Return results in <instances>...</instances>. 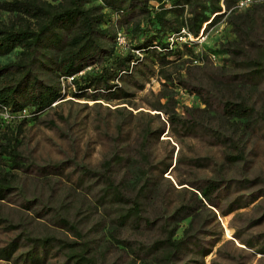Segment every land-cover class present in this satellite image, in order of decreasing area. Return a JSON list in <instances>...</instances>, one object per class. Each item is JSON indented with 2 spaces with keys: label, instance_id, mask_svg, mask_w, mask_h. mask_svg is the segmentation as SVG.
<instances>
[{
  "label": "trees",
  "instance_id": "obj_1",
  "mask_svg": "<svg viewBox=\"0 0 264 264\" xmlns=\"http://www.w3.org/2000/svg\"><path fill=\"white\" fill-rule=\"evenodd\" d=\"M95 1L0 0V9L8 13L5 20L0 19V55L16 48L12 59L0 62V109H6L13 116L21 115L13 127L0 126V203L12 191L17 169L33 166L34 172L46 180L55 175L69 177L72 172H77L73 177L75 184L95 187L93 206L90 205L98 217L92 221L93 232L102 230L107 224L153 231L148 238L135 239L109 233L120 244L121 264H174L177 260H180L177 264H204V255L221 235V227L211 207L218 208L224 199L220 212L225 214L246 206L264 190L227 197L241 188L260 181L264 183V177L226 178L223 167V163L234 165L246 160L245 146L249 135H264V103L257 105L241 92L218 98V113L229 127L225 132L217 128L219 123L208 128L214 140L227 149L222 151L211 175L185 180L189 187L177 189L179 197L170 204L169 198L160 190V178L169 167V155L168 160L163 157L154 160L149 146L162 134L166 123L168 129L170 125L171 130L180 128L190 135L201 122L193 112L195 107L186 110L188 116L171 111L169 103L174 99L168 87L159 89L158 96L150 104L164 113V120L158 118L154 126L150 120L142 122L136 131L133 148L132 145L128 148L132 130L127 129L121 135V125L117 123L116 141L108 155L101 157L97 167L74 160H70V164L67 160L43 164L25 161L17 135L26 121V113L36 118L66 94L90 99H125L133 96L134 89L143 88L144 82L154 74L165 79L161 85L179 86L194 92L204 105L214 109L211 97L202 92L198 83L183 75L171 76L166 68L174 59L172 56L181 55V46L191 52L194 41L185 39L179 43L174 40L169 46L166 35L179 33L183 27L194 36L203 21L210 17L209 21L213 22L223 13L234 33L252 49V52L244 51L236 39L229 40L223 48L227 53L243 54L237 63L242 70L231 75L245 84L264 80V35L259 40L250 37L252 29L246 30L244 23L246 11L242 13L229 8L235 0H222L224 5L220 0H153L157 5L150 0ZM180 15L179 20L177 16ZM116 27L124 28L129 39L122 50H116ZM213 51L217 53V50ZM67 76L71 78L64 85L62 82ZM68 85L71 89L65 88ZM160 97L163 101H159ZM153 115L158 116L157 113ZM120 137L126 141L118 146L117 138ZM210 159L203 155L188 160L193 165L207 167ZM67 166L72 168L64 171ZM18 204L26 212L31 210L28 217L34 220H39L52 208L40 205L33 209V201L27 198H21ZM203 210L210 220L202 216ZM49 216L58 230H68L74 237L63 238L50 231L33 233L24 228L30 219L19 215L15 222L0 215V228L15 230L18 224L22 225L0 245V259L11 264H44L58 249L63 256L59 264H100L97 258L109 247L107 240L99 241L100 235H87L74 216L57 212H51ZM184 218H188L187 223L181 234L176 235L178 222ZM263 218L264 205L255 221ZM211 221H214L213 225ZM243 242L249 247L254 246L252 251L264 254V230L256 233L254 239ZM22 245L28 246L20 249ZM185 254L191 256L183 258Z\"/></svg>",
  "mask_w": 264,
  "mask_h": 264
},
{
  "label": "rangeland",
  "instance_id": "obj_2",
  "mask_svg": "<svg viewBox=\"0 0 264 264\" xmlns=\"http://www.w3.org/2000/svg\"><path fill=\"white\" fill-rule=\"evenodd\" d=\"M149 2L157 5L153 0ZM220 4L224 5V2L220 0ZM236 11H242V13L246 11L243 14L246 19L244 21L245 29H252L250 37L259 40L264 35V0H252L246 6L236 8ZM7 15V11L0 9V19L5 20ZM182 15H184V11ZM182 15L177 16V19L180 20ZM220 15L213 22L209 21V17L208 20L200 24L197 34L201 33L204 37L201 42L194 40V44L190 48L191 52H188L185 46H181L179 48L181 55L172 56L174 59L166 65L171 76L183 75L190 78L193 83H198L202 87V92L211 97L210 101L214 109L204 105L194 92L185 91L179 86L161 85V81L165 79L158 74L150 76L144 82L143 88L134 89L133 96L125 99H90L66 94L54 101L36 118H31L29 114H25L26 121L21 125V130L17 135L22 155L27 159L25 161L43 164L52 160H67L66 162L70 164V160H74L97 167L101 157L108 155L114 141H116L117 123L121 125V135H124L127 129L132 130L128 140V148L131 145L133 148L136 141V131L142 122L150 120L151 125L154 126L158 122V118L164 120V113L159 109L152 108L150 104L158 96L157 91L159 89L168 87L174 99L169 103L171 111L188 116L186 110L195 107L193 112L197 121L201 123L195 127V132L190 135L184 134L180 128L171 130L170 125L168 129L166 123L165 129L158 139L151 141L149 149L154 160L161 157L168 160L169 155V167L162 173L163 178H160V190L169 198L170 204L179 197L177 189L189 187L184 182L185 180L211 175L213 167L217 166L221 159L222 151L227 149L214 140L208 128L219 123L217 128L225 132L229 127L226 120L220 118L218 113V98L234 96L241 92L257 105L264 103V80L257 84H245L236 80L235 76L232 77L231 74L242 70L237 63L242 59L243 54L225 52L223 48L227 46L226 43L231 39H236L243 46L244 51L252 52V49L243 38L234 33L232 26L226 22L224 14L221 13ZM121 30L124 34L125 45H116V50L126 48L129 41L124 28ZM166 39L169 46L173 45L174 40L179 43L185 41L180 32L169 33L166 35ZM213 49L217 50V53ZM15 51L16 48L0 55V62L12 59ZM210 53H213V57ZM68 80L66 78L62 83L65 85ZM65 88L71 89V85ZM159 101H163V98L160 97ZM155 113L158 114L157 117L153 115ZM20 117L21 115L13 116L8 114L6 109H0V126L7 124L13 127ZM117 141H119V146L123 145L126 140H121L120 137V139L117 138ZM245 150L247 154L244 162H238L234 165L223 163L224 177L233 179L254 175L264 177V135L261 133L249 135ZM203 155L211 157L207 167L193 165L188 160L190 157ZM71 168L72 166H67L64 171ZM76 173L72 172L69 177L55 175L50 180H46L34 172L33 166L24 170L17 169L13 177L14 187L0 203V215L15 222L18 221L19 215L25 217L26 220L30 219L28 214L31 213V210L26 212L18 204L21 198L31 199L33 209L40 205H46L48 209L52 207L39 220L30 219L29 222H26L24 228L38 234L50 231L63 238L74 237L68 230H58L57 226H54L52 218H49L51 212L66 213L80 221L79 225L82 227V231H86L87 235H100L99 241H108L109 247L98 255L97 260L100 264L114 262L121 264L123 252L120 250V244L116 243L109 233L123 238L135 239L148 238L153 231H141L127 225L113 226L107 224L102 230L93 232L91 224L95 217H98L97 212H92L95 187L86 188L85 185L75 184L73 177ZM180 181L182 182L180 183ZM262 188L264 189V183L260 181L234 193H229L227 197H231L233 194L245 196ZM263 205L264 190L260 196L246 206L225 214L220 212V208L224 206V199L220 201L218 208L211 207L215 211L217 223L221 227V235L220 239L212 245L209 253L204 255V264H264V254L252 251L254 246L249 247L243 242L247 239H254L256 233L264 230V218L259 222L255 221L256 217L261 215ZM202 212V216L210 220L206 211L203 210ZM187 220L188 218H184L178 222L176 235L181 234ZM210 224L213 225L214 221H211ZM18 225L15 230L0 228V245L22 227L21 224ZM212 229L216 231L217 228L213 227ZM102 241L99 242L98 249H100ZM27 246L22 245L20 249ZM189 256L191 255L185 254L182 257L188 258ZM62 261L61 251L57 249V252L53 256H49L44 264H59ZM179 262L180 260H177L174 264ZM0 264L11 263L0 259Z\"/></svg>",
  "mask_w": 264,
  "mask_h": 264
},
{
  "label": "built area",
  "instance_id": "obj_3",
  "mask_svg": "<svg viewBox=\"0 0 264 264\" xmlns=\"http://www.w3.org/2000/svg\"><path fill=\"white\" fill-rule=\"evenodd\" d=\"M99 1V0H96ZM252 0H235L234 3L229 7V8H241L243 6H246L247 4H249ZM182 34V37L185 39H189V40H197L198 42H201V39L204 37L203 34H196V35H191L189 32L185 31V29L183 27L180 28L179 31ZM115 43L116 45H125V39H124V34L121 30V28H115ZM210 55L213 57V53H210ZM68 79L71 78V76H67ZM21 112H24V109H22Z\"/></svg>",
  "mask_w": 264,
  "mask_h": 264
}]
</instances>
